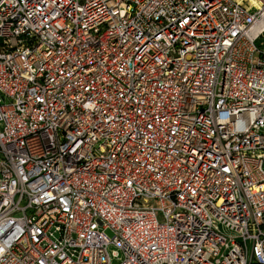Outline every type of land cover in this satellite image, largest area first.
Masks as SVG:
<instances>
[{
    "label": "built area",
    "instance_id": "obj_1",
    "mask_svg": "<svg viewBox=\"0 0 264 264\" xmlns=\"http://www.w3.org/2000/svg\"><path fill=\"white\" fill-rule=\"evenodd\" d=\"M263 38L264 0H0V264H264Z\"/></svg>",
    "mask_w": 264,
    "mask_h": 264
},
{
    "label": "rangeland",
    "instance_id": "obj_2",
    "mask_svg": "<svg viewBox=\"0 0 264 264\" xmlns=\"http://www.w3.org/2000/svg\"><path fill=\"white\" fill-rule=\"evenodd\" d=\"M264 41V38L262 39ZM109 233L108 234H111L112 232L108 231Z\"/></svg>",
    "mask_w": 264,
    "mask_h": 264
}]
</instances>
